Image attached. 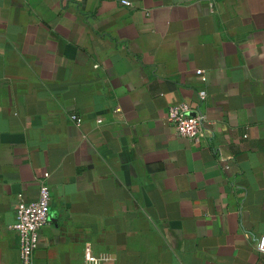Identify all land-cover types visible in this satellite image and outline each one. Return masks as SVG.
<instances>
[{"label":"crops","instance_id":"1","mask_svg":"<svg viewBox=\"0 0 264 264\" xmlns=\"http://www.w3.org/2000/svg\"><path fill=\"white\" fill-rule=\"evenodd\" d=\"M121 1L0 0V264H264V0Z\"/></svg>","mask_w":264,"mask_h":264},{"label":"built area","instance_id":"2","mask_svg":"<svg viewBox=\"0 0 264 264\" xmlns=\"http://www.w3.org/2000/svg\"><path fill=\"white\" fill-rule=\"evenodd\" d=\"M216 0H207V4L212 8ZM121 4L128 5L122 0ZM201 70H196L200 74ZM202 102L206 98V92H198ZM118 110H115L117 113ZM164 122L174 128L176 134L197 143L202 135L204 114H192L190 105L186 101H180L167 107ZM101 122L100 119L97 120ZM50 190L48 185L41 184L37 199L29 202H19L15 209L14 223L10 227L18 234V256L20 264H33L34 251L37 248L38 235L41 229L49 223L50 210ZM256 251L264 255V236L256 241ZM84 258L88 264H97L100 257L93 255L90 251H85Z\"/></svg>","mask_w":264,"mask_h":264}]
</instances>
